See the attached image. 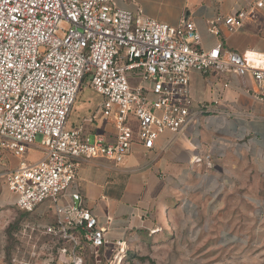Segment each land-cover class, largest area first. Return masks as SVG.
<instances>
[{
    "label": "built area",
    "instance_id": "built-area-1",
    "mask_svg": "<svg viewBox=\"0 0 264 264\" xmlns=\"http://www.w3.org/2000/svg\"><path fill=\"white\" fill-rule=\"evenodd\" d=\"M264 19V0L215 18L238 33ZM251 77L254 97L264 102V55L223 53L221 43L200 48L195 25L173 27L114 0H0V149L20 160L4 175L14 206L23 213L48 209L45 236L56 239L69 264L82 242L110 264H122L124 242L112 243L82 198L77 162L123 164L133 146L153 149L157 139L188 127L193 119L189 73ZM134 81V83L132 82ZM101 99V116L114 127L109 139L67 128L83 84ZM40 157L26 162L27 152ZM69 245V249L65 245Z\"/></svg>",
    "mask_w": 264,
    "mask_h": 264
},
{
    "label": "crops",
    "instance_id": "crops-1",
    "mask_svg": "<svg viewBox=\"0 0 264 264\" xmlns=\"http://www.w3.org/2000/svg\"><path fill=\"white\" fill-rule=\"evenodd\" d=\"M253 1L114 0V3L120 9L139 10L146 18L173 27L183 21L192 22L204 50L221 43L225 55L246 51L264 55L262 18L246 22L234 34L222 25L218 35L208 31L215 18L228 16ZM189 91L193 119L188 127L175 135L164 133L151 150L133 146L121 165L100 159L79 160L76 168L79 192L105 229L106 238L112 243L124 242L127 249L128 239L137 233L141 236L147 229L152 231L155 218L157 225L163 224V218L175 211H233V215L235 211H247L241 212L246 219H242L237 237L246 238L264 264V102L254 97L251 77L241 78L232 73L203 75L192 70ZM71 127L109 139L114 136L113 125L101 114L92 125ZM19 164L20 160L12 153L0 157V170L7 167L14 170ZM1 195L3 204L14 206L15 195L6 191ZM46 213L52 214L43 206L34 212L38 217ZM218 241L223 245V237Z\"/></svg>",
    "mask_w": 264,
    "mask_h": 264
},
{
    "label": "rangeland",
    "instance_id": "rangeland-1",
    "mask_svg": "<svg viewBox=\"0 0 264 264\" xmlns=\"http://www.w3.org/2000/svg\"><path fill=\"white\" fill-rule=\"evenodd\" d=\"M100 101L84 83L66 127L92 125L101 114ZM0 153L1 158L6 154L2 150ZM39 157L38 152H27L25 161ZM8 171V167L0 170V264H69L68 253L63 254L59 248L61 242L43 233L50 221L48 213L38 217L1 201V194L8 192L3 177ZM241 212L247 211H235V215L233 211H175L165 216L160 225L155 218L152 231L147 229L141 236L137 233L128 239L130 247L122 264H261L257 249L246 238L237 237L242 219H246ZM220 236L223 245L218 241ZM68 246L65 245L69 249ZM104 255L103 251L95 254L83 242L76 253L81 264H110Z\"/></svg>",
    "mask_w": 264,
    "mask_h": 264
}]
</instances>
